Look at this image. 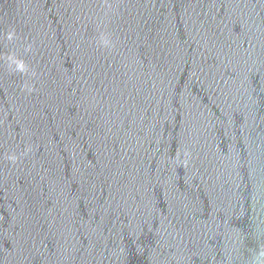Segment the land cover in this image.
<instances>
[{
	"label": "water",
	"instance_id": "water-1",
	"mask_svg": "<svg viewBox=\"0 0 264 264\" xmlns=\"http://www.w3.org/2000/svg\"><path fill=\"white\" fill-rule=\"evenodd\" d=\"M0 264H264V0H0Z\"/></svg>",
	"mask_w": 264,
	"mask_h": 264
}]
</instances>
